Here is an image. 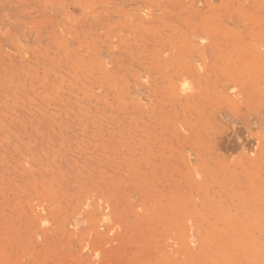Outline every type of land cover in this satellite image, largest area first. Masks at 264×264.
<instances>
[{
    "label": "rangeland",
    "instance_id": "1",
    "mask_svg": "<svg viewBox=\"0 0 264 264\" xmlns=\"http://www.w3.org/2000/svg\"><path fill=\"white\" fill-rule=\"evenodd\" d=\"M0 264H264V0H0Z\"/></svg>",
    "mask_w": 264,
    "mask_h": 264
},
{
    "label": "bare ground",
    "instance_id": "2",
    "mask_svg": "<svg viewBox=\"0 0 264 264\" xmlns=\"http://www.w3.org/2000/svg\"><path fill=\"white\" fill-rule=\"evenodd\" d=\"M200 71V70H199ZM181 84V83H180ZM186 83H182V86H181V89L183 88V86L185 85ZM186 86V85H185ZM188 89H189V87L188 86H186ZM177 89H178V87H177ZM178 91H179V89L177 90V93H178ZM180 91H182V93H183V91H187V90H180ZM176 92V91H175ZM190 92V91H189ZM180 93V92H179Z\"/></svg>",
    "mask_w": 264,
    "mask_h": 264
}]
</instances>
